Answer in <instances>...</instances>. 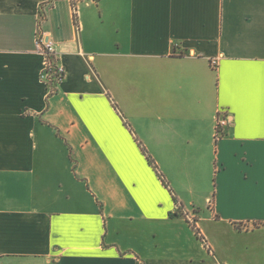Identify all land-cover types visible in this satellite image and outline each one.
Here are the masks:
<instances>
[{
  "label": "crops",
  "instance_id": "obj_1",
  "mask_svg": "<svg viewBox=\"0 0 264 264\" xmlns=\"http://www.w3.org/2000/svg\"><path fill=\"white\" fill-rule=\"evenodd\" d=\"M0 264H264V0H0Z\"/></svg>",
  "mask_w": 264,
  "mask_h": 264
},
{
  "label": "built area",
  "instance_id": "obj_2",
  "mask_svg": "<svg viewBox=\"0 0 264 264\" xmlns=\"http://www.w3.org/2000/svg\"><path fill=\"white\" fill-rule=\"evenodd\" d=\"M78 1L79 0H70L74 7H76ZM36 43L38 50L44 58V70H42V78L46 79L48 85L53 86L54 82H58L62 79L65 67L58 63L56 59V48L54 47L53 43L50 42V40L46 39L45 36L42 35L37 38ZM212 64L215 65L216 61L213 60ZM228 120V116L224 115V112L221 111L216 123L217 136H224Z\"/></svg>",
  "mask_w": 264,
  "mask_h": 264
},
{
  "label": "trees",
  "instance_id": "obj_3",
  "mask_svg": "<svg viewBox=\"0 0 264 264\" xmlns=\"http://www.w3.org/2000/svg\"><path fill=\"white\" fill-rule=\"evenodd\" d=\"M145 151V150H144ZM147 158H148V160H149V162L153 165V166H155V167H157V165H156V163L153 161V159L149 156V155H147ZM189 223H190V225H191V227L193 228V230H195V232H196V236L198 237V238H201L203 241L205 240L204 239V237H203V233H202V231L199 229V227L197 226V224H196V221L194 220V221H190L189 220Z\"/></svg>",
  "mask_w": 264,
  "mask_h": 264
},
{
  "label": "rangeland",
  "instance_id": "obj_4",
  "mask_svg": "<svg viewBox=\"0 0 264 264\" xmlns=\"http://www.w3.org/2000/svg\"><path fill=\"white\" fill-rule=\"evenodd\" d=\"M191 221H194V220H191ZM190 233L192 234L193 232L191 231Z\"/></svg>",
  "mask_w": 264,
  "mask_h": 264
},
{
  "label": "water",
  "instance_id": "obj_5",
  "mask_svg": "<svg viewBox=\"0 0 264 264\" xmlns=\"http://www.w3.org/2000/svg\"><path fill=\"white\" fill-rule=\"evenodd\" d=\"M47 39V38H46Z\"/></svg>",
  "mask_w": 264,
  "mask_h": 264
}]
</instances>
